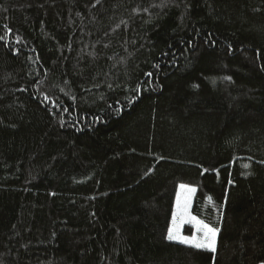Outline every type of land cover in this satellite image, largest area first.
I'll list each match as a JSON object with an SVG mask.
<instances>
[{
	"label": "trees",
	"instance_id": "obj_1",
	"mask_svg": "<svg viewBox=\"0 0 264 264\" xmlns=\"http://www.w3.org/2000/svg\"><path fill=\"white\" fill-rule=\"evenodd\" d=\"M0 37V264H264V0H0ZM180 183L215 254L166 238Z\"/></svg>",
	"mask_w": 264,
	"mask_h": 264
},
{
	"label": "snow or ice",
	"instance_id": "obj_2",
	"mask_svg": "<svg viewBox=\"0 0 264 264\" xmlns=\"http://www.w3.org/2000/svg\"><path fill=\"white\" fill-rule=\"evenodd\" d=\"M8 31L10 32L11 30L8 29ZM0 39H3V37H0ZM145 75L147 76H151V73H145ZM46 99H48L46 97ZM55 106V105H54ZM261 163H264V161H262ZM245 167H248L247 165H245ZM229 183H232L231 180H229ZM179 189L181 190H186L189 193L194 192L195 188H191L185 184H180L179 185ZM209 199H211L209 197ZM177 210L180 211L181 215H186L187 214V209H188V201L187 199H185L183 205H181L180 203V192L177 193ZM190 219H192L195 222V225L197 226V233L201 234V235H196L194 234L191 239L189 238H185V237H179L178 235L174 234V230L172 227L169 228L168 230V235H167V239L169 241H173V240H178V242L180 243H184V244H189L190 246L197 248V249H204L207 250L208 252L215 254L217 252V235L220 231L219 228L216 227H212L210 225H208L207 223H204L202 221L199 220H195L194 217H189ZM177 219V211L173 212V223L176 222ZM184 221L182 220L181 223H183ZM213 258L214 255H213Z\"/></svg>",
	"mask_w": 264,
	"mask_h": 264
},
{
	"label": "rangeland",
	"instance_id": "obj_3",
	"mask_svg": "<svg viewBox=\"0 0 264 264\" xmlns=\"http://www.w3.org/2000/svg\"><path fill=\"white\" fill-rule=\"evenodd\" d=\"M180 184H184V183H180ZM179 185L177 187L176 195L174 198V203H173V207H172V213H171V217H170V221H169L168 230L170 227H172L174 230V234L178 235L179 237H185V238L191 239V237L194 234H196L198 236L201 234L197 233V226L195 225V222L192 219H190L189 217H194L195 220H199L202 222H204V221L200 217L194 215L191 212V205H192V200H193L195 191L189 193L186 190L179 189ZM185 185H187L191 188H195L194 186L189 185V184H185ZM178 192H180V203H181V205H183L185 199H187V201H188V209H187L186 215H181L180 211L177 210L176 205H177V193ZM174 211H177V219H176L175 223H173V212ZM182 220L184 221L183 223H181ZM168 230H167V235H168ZM173 241L178 242V240H173ZM182 244H184V243H182ZM186 245H189V244H186Z\"/></svg>",
	"mask_w": 264,
	"mask_h": 264
}]
</instances>
